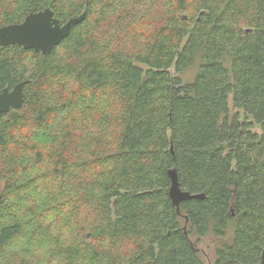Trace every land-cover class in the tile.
Instances as JSON below:
<instances>
[{"label": "trees", "instance_id": "1", "mask_svg": "<svg viewBox=\"0 0 264 264\" xmlns=\"http://www.w3.org/2000/svg\"><path fill=\"white\" fill-rule=\"evenodd\" d=\"M46 8L85 17L0 47V90L29 81L0 115V264H205L209 235L214 264H264V0H0V27ZM172 168L205 197L177 210Z\"/></svg>", "mask_w": 264, "mask_h": 264}, {"label": "water", "instance_id": "2", "mask_svg": "<svg viewBox=\"0 0 264 264\" xmlns=\"http://www.w3.org/2000/svg\"><path fill=\"white\" fill-rule=\"evenodd\" d=\"M84 17L85 13H82L61 23L59 19L53 16L49 8L30 12L20 23L0 27V47L17 45L26 50L32 49L40 52L43 56L47 55L68 36L70 30L79 24ZM246 31H250V29H246ZM28 82V80H23L10 89L3 88L0 90V115L22 107L25 97L24 90ZM167 173L170 179L169 198L177 210H179V204L182 201L205 197L203 193L192 194L182 190L179 186L177 171L174 168L169 169Z\"/></svg>", "mask_w": 264, "mask_h": 264}, {"label": "rangeland", "instance_id": "3", "mask_svg": "<svg viewBox=\"0 0 264 264\" xmlns=\"http://www.w3.org/2000/svg\"><path fill=\"white\" fill-rule=\"evenodd\" d=\"M197 69H198V64L197 62H195V64L189 66L184 71H181L179 73H176L174 68L171 67L170 74L173 77L178 76L183 83H186V82H191L194 79ZM254 131L260 133L262 131V128L260 126H255ZM229 236L230 234L228 233L226 237L227 240H229ZM192 240L194 241L195 237H193ZM217 245L218 242L210 235L206 237H202L198 241H196V246L197 249L199 250V256L205 262V264H214L215 248Z\"/></svg>", "mask_w": 264, "mask_h": 264}]
</instances>
